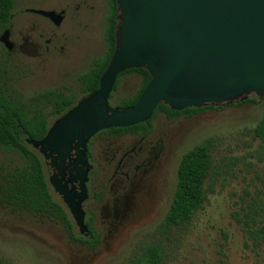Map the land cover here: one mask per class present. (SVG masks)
I'll return each instance as SVG.
<instances>
[{"label":"rangeland","instance_id":"rangeland-1","mask_svg":"<svg viewBox=\"0 0 264 264\" xmlns=\"http://www.w3.org/2000/svg\"><path fill=\"white\" fill-rule=\"evenodd\" d=\"M56 2L15 0L12 11L13 39L24 48L7 55L10 80L34 105L41 102L36 96L51 88L75 93L79 98V75L104 52L105 10L97 12L100 0H93L95 8L90 15L66 19L57 29L65 34L58 42L65 46L63 54L51 46L46 49L49 22L24 9L53 7ZM88 18L91 21L86 27L84 19ZM33 23L38 30H30ZM1 53L0 48V57ZM139 78L137 72L123 74L109 104L113 107L120 98L132 96ZM251 97L253 100L214 105L190 116L169 117L159 111L153 126L156 132L165 133L164 158L155 181L153 204L145 216L119 226L110 237L103 233L95 248L70 238L58 221L0 206V263L131 264L145 245L157 244L163 250L161 264H264V243L255 247L238 222L251 211L264 224V141L253 131L263 113L264 98ZM105 135L101 133L102 141ZM207 137L214 140L215 173L206 181L203 204L189 223L165 226L163 219L175 189L181 155ZM98 222L102 225V215ZM73 230L77 231L75 224Z\"/></svg>","mask_w":264,"mask_h":264},{"label":"water","instance_id":"water-1","mask_svg":"<svg viewBox=\"0 0 264 264\" xmlns=\"http://www.w3.org/2000/svg\"><path fill=\"white\" fill-rule=\"evenodd\" d=\"M115 48L98 88L81 97L34 140L26 138L61 170L71 148L75 163L88 165L86 145L97 132L147 121L157 105L171 109L220 105L250 95L264 98V0H116ZM56 23L60 14L30 9ZM0 41L12 48L6 29ZM143 67L151 75L136 102L112 107L116 76ZM55 170V169H54ZM49 184L62 195L80 233H87L82 195H69L55 171ZM77 167L75 177L85 179Z\"/></svg>","mask_w":264,"mask_h":264},{"label":"trees","instance_id":"trees-1","mask_svg":"<svg viewBox=\"0 0 264 264\" xmlns=\"http://www.w3.org/2000/svg\"><path fill=\"white\" fill-rule=\"evenodd\" d=\"M107 2L108 13L105 16L103 35L106 50L103 55L94 58L88 69L79 75L81 85L79 98L98 88L99 78L107 67L115 48L117 3L116 0H107ZM14 4L15 0H0V31L11 24ZM0 48L2 52L0 57V206L14 212L51 218L60 222L73 240L95 246L98 243V237L92 231L90 237L74 232L72 217L54 198L42 155L26 142V138L41 139L48 129L49 118L58 117L72 107L79 98L75 93L51 88L45 89L36 96L41 100L40 105H34L24 99L21 92L11 84L8 53L2 47ZM128 72L139 74V87L132 96L122 97L114 104L113 107L118 109L133 105L151 79L150 73L143 67L127 69L116 76L113 90L116 89L119 78ZM248 100H253L251 95L238 102L228 103L240 104ZM212 107L214 105L175 110L165 103H160L147 121L131 126L112 127L108 130L114 135L136 129L146 130L151 126L152 117L158 111H164L168 116L180 114L190 116L199 110ZM253 131L255 137L264 141V110ZM213 145V138L207 137L181 155L175 189L163 219L165 226L185 225L201 208L205 199L206 181L215 173L212 158ZM255 217L256 214L250 211L245 214L244 219H238V222L242 223L252 244L258 247L264 243V224ZM162 260V248L152 244L145 245L142 253L131 264H161Z\"/></svg>","mask_w":264,"mask_h":264},{"label":"flooded vegetation","instance_id":"flooded-vegetation-1","mask_svg":"<svg viewBox=\"0 0 264 264\" xmlns=\"http://www.w3.org/2000/svg\"><path fill=\"white\" fill-rule=\"evenodd\" d=\"M100 1L101 3L97 6V12L99 13L102 12L103 9L105 10L102 16L103 36L105 16L108 13V2L107 0ZM94 8L95 5L93 4V0H57L56 5L53 7H30L25 8L24 11L36 17L41 16L49 22V34L45 39L46 49H50L51 46L52 50H59L60 53L63 54L65 52V46L63 44H58V42L61 37L63 39L65 38V34L64 32L59 34L57 29L66 19L72 21L79 16L85 18L87 15H90ZM30 9L52 10L60 14V19L58 23H56L49 17L32 12ZM89 18L84 19V25L86 27L90 25L91 20ZM12 27L13 24L11 22L8 27L0 31L1 35L6 29L8 30V38L12 42V48L7 49L0 41V47L6 50L8 55L24 48L23 45L20 43L18 44L16 40L13 39ZM30 30L34 31L38 29L33 23ZM39 36L42 37L43 33H40ZM23 39H26V37L23 36ZM105 50L106 46L104 42L103 54ZM156 114L152 117L151 126L146 130L136 129L114 135L108 129H104L90 137L86 145L87 166L81 164L74 165V148L70 149L67 157L62 163L61 170H58L57 166L50 167L47 164L48 160L46 161L42 156L45 168H48V173L46 172L48 179L50 173L55 169L54 171L57 177L61 178V182L65 184V189L69 195L83 196L81 206L84 210V221L88 231L85 234L80 233L77 228V231H74L76 234L90 237L92 231V233L98 237L99 243V239L103 236V233H108V237H110L119 226L142 218L148 210H150L154 201L155 181L163 165L164 158L163 135H165V133L155 131L153 119ZM58 117L54 118L51 122L48 121V128ZM101 133L106 134L103 141L100 136ZM101 152L103 154V160L99 161ZM77 167L86 170L82 185H80L81 179L75 177ZM50 187L55 200H57L72 217L69 207L64 202L62 195L54 191L51 185ZM101 215L103 218L102 225L98 222V217ZM98 243L95 246H88L90 248H95Z\"/></svg>","mask_w":264,"mask_h":264}]
</instances>
